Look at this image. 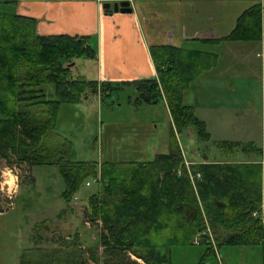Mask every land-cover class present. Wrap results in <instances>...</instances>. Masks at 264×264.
<instances>
[{
	"label": "trees",
	"instance_id": "1",
	"mask_svg": "<svg viewBox=\"0 0 264 264\" xmlns=\"http://www.w3.org/2000/svg\"><path fill=\"white\" fill-rule=\"evenodd\" d=\"M261 11V4L247 9L227 38H246L248 20L261 28ZM37 25L36 18L14 7L0 9V160L58 166L67 203L100 172L101 184L89 195L87 208L89 219L101 223V231L94 246L84 248L79 230L55 244L45 234L49 227L43 219L33 227V245L22 252L20 264H91L89 259L102 264H141L139 259L172 264V248L191 244L201 232H206L201 243L209 249L214 244L260 245L264 252L261 163L209 162L206 157V162L191 167L201 174L194 186L176 135L194 128L198 140L211 139L206 122L185 102V93L201 72L216 64L215 54L153 45L157 77L91 80L73 76L72 70L77 59L96 58L91 36L40 35ZM204 53L210 57L204 58ZM199 54L204 59H197ZM125 86L134 87L137 104L166 100L174 126L169 151L150 161L99 165L77 160L72 141L57 130L63 105L80 103L91 93L106 98ZM218 144L232 153L240 147L247 153L261 151L249 142Z\"/></svg>",
	"mask_w": 264,
	"mask_h": 264
},
{
	"label": "crops",
	"instance_id": "2",
	"mask_svg": "<svg viewBox=\"0 0 264 264\" xmlns=\"http://www.w3.org/2000/svg\"><path fill=\"white\" fill-rule=\"evenodd\" d=\"M116 1L122 0L1 2L8 5L6 8L14 7L19 14L36 18L40 35L91 36L99 61L97 80L127 82L157 77V67L150 51L153 45H171L214 53L216 64L198 75L185 93V102L188 97L187 104L194 106L197 116L206 122L211 138L212 127H252L257 119V122L261 119L264 126L262 19L261 28L251 20L245 23L246 38H227L238 25L243 13L257 4H261L262 8L264 0H128L132 12L105 9V3L111 2L113 9ZM261 16L263 18V11ZM200 56L197 55V59L210 57L206 53ZM252 95H258L256 103ZM227 97L229 100H224ZM158 103L166 107L174 128L166 100ZM250 127L249 133L246 130L232 138H224L225 135L219 134L223 138L217 142H249L256 149H261L259 153H247L241 147L232 153L220 147V152L186 158L182 149L184 160L192 161L193 164L206 162V157L209 162H258L262 165L261 178L264 185V147L252 140ZM169 148L170 141L168 151Z\"/></svg>",
	"mask_w": 264,
	"mask_h": 264
},
{
	"label": "rangeland",
	"instance_id": "3",
	"mask_svg": "<svg viewBox=\"0 0 264 264\" xmlns=\"http://www.w3.org/2000/svg\"><path fill=\"white\" fill-rule=\"evenodd\" d=\"M1 1L0 9L8 6ZM98 69L99 61L95 57L79 58L72 66L73 76L84 75L91 80L97 79ZM91 94L92 100L89 98L80 103L65 104L59 114L57 130L72 141L77 160L96 161L99 165L105 161H149L157 153L168 151L173 128L163 103H135L137 93L133 86H125L106 98L99 93ZM251 98L255 103L259 100L258 95H252ZM224 100L229 99L227 97ZM257 121L252 127H212V138L207 142L198 140L194 128L177 132L176 135L186 158L220 152L222 149L218 147L217 141L223 137L219 134L225 135L224 138H232L246 130L249 133V127L252 140L264 147V126L261 119ZM240 138L242 140L243 137ZM14 175L17 176V182ZM100 184L93 182L89 187L84 184L76 194L78 200L73 198L71 203H67L62 197L66 185L58 166H31L1 159L0 264H20L22 252L33 245V227L43 219L49 227L45 234L55 239V244L60 237L79 230L84 248L94 246L99 239L101 223L89 219L87 207L89 195L97 192ZM100 253L101 248L98 251ZM85 257H90L88 252ZM89 261L91 264H102L92 259ZM200 263L264 264V252L260 245L223 244L209 249L207 244L193 242L172 248V264Z\"/></svg>",
	"mask_w": 264,
	"mask_h": 264
},
{
	"label": "built area",
	"instance_id": "4",
	"mask_svg": "<svg viewBox=\"0 0 264 264\" xmlns=\"http://www.w3.org/2000/svg\"><path fill=\"white\" fill-rule=\"evenodd\" d=\"M101 1H108V0H101ZM262 11H263L262 24H263V28H264V6H263V4H262ZM262 161H263V163H264V156H263ZM184 163H185V166H186V168H187V170H188V174H189V176H190V179H191L193 185L196 186L197 179L201 177V174H200V173L195 174V173L192 171V168H191V167H192V164H193L194 162L185 159V160H184ZM14 177L16 178V179H15V182H17V181H18L17 176L14 175ZM100 181H101V176H100V174H97L95 177H93V179L87 180V181L85 182V184H86V186L89 187V186H91V185L93 184V182H95V183H99ZM5 182H7V181H5ZM8 186H9V185H8ZM16 186H17V185H16ZM2 188H3V187H2ZM9 189H10V187H8V192H9ZM74 198H75L76 200H78V196H77V195H76ZM207 232L211 235V231H210V229H208ZM205 233H206V232H201V233H199V234L196 236V238L193 240V243H196V244L201 243V242H202V240H201V239H202V236H203ZM212 240H213V239H212ZM214 246H216V245L214 244Z\"/></svg>",
	"mask_w": 264,
	"mask_h": 264
},
{
	"label": "water",
	"instance_id": "5",
	"mask_svg": "<svg viewBox=\"0 0 264 264\" xmlns=\"http://www.w3.org/2000/svg\"><path fill=\"white\" fill-rule=\"evenodd\" d=\"M112 3L111 2H107L105 3L104 7L105 9H108L109 11H122V12H132L133 8L131 7V3L128 0H122V1H116L113 4V9L111 8Z\"/></svg>",
	"mask_w": 264,
	"mask_h": 264
}]
</instances>
